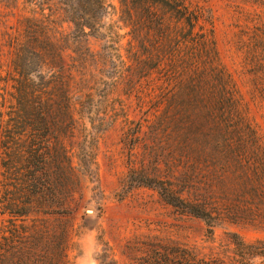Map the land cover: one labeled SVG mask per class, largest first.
Listing matches in <instances>:
<instances>
[{"label":"trees","instance_id":"16d2710c","mask_svg":"<svg viewBox=\"0 0 264 264\" xmlns=\"http://www.w3.org/2000/svg\"><path fill=\"white\" fill-rule=\"evenodd\" d=\"M0 264H75L99 180L98 142L121 132L129 189L147 187L208 238L264 231V137L223 64L204 0H0ZM251 98L264 110V0H249ZM131 110L140 116L133 119ZM150 264H264L239 233Z\"/></svg>","mask_w":264,"mask_h":264},{"label":"rangeland","instance_id":"374dc122","mask_svg":"<svg viewBox=\"0 0 264 264\" xmlns=\"http://www.w3.org/2000/svg\"><path fill=\"white\" fill-rule=\"evenodd\" d=\"M215 14L218 48L228 71L250 104L251 116L264 137V110L251 98L249 57V0H204ZM118 4V0H110ZM12 13L0 5V32L14 23ZM2 52L0 51V54ZM133 119L140 116L131 110ZM97 165L99 180L89 184L83 199L85 208L77 217L75 264H150L158 255L195 248L209 254L227 232H237L246 242L264 238L253 227L220 225L210 242L207 225L198 218L182 216L147 187L129 189L128 155L121 132L112 129L99 138Z\"/></svg>","mask_w":264,"mask_h":264}]
</instances>
